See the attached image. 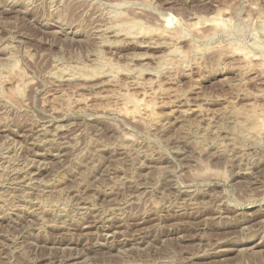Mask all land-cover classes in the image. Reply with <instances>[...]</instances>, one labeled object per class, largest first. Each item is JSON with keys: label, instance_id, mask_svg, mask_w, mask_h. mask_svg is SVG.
Masks as SVG:
<instances>
[{"label": "rangeland", "instance_id": "374dc122", "mask_svg": "<svg viewBox=\"0 0 264 264\" xmlns=\"http://www.w3.org/2000/svg\"><path fill=\"white\" fill-rule=\"evenodd\" d=\"M0 67V264H264V0H0Z\"/></svg>", "mask_w": 264, "mask_h": 264}, {"label": "bare ground", "instance_id": "6f19581e", "mask_svg": "<svg viewBox=\"0 0 264 264\" xmlns=\"http://www.w3.org/2000/svg\"><path fill=\"white\" fill-rule=\"evenodd\" d=\"M126 19V18H125ZM126 20H128V19H126ZM201 20V19H200ZM220 20L221 19H214L213 21H214V25L213 26H215L216 28L217 27H219V28H221L220 26H222V25H225V23L223 22V21H225V20H223V21H221L220 22ZM124 22L123 23H120V24H122V25H125V27H128V28H130L131 30H135L136 28H140L141 30H142V32H141V34L142 33H146V34H144V35H151V36H157L158 38L160 37V38H166L167 40H169L170 38H171V34H172V30H170L171 31V34H170V32L167 30V29H165L166 27H164V28H162V30L160 29V28H158V30L157 29H153V28H148V29H145L146 31H148V32H146L145 30H143L142 28L143 27H141V23L142 22H138V21H135V19L134 20H130V21H125V20H123ZM201 22H204V21H201ZM208 22V21H207ZM209 22H211V21H209ZM226 22V21H225ZM118 23V22H117ZM198 23V22H197ZM212 23V22H211ZM114 25V24H113ZM119 25V24H118ZM199 25V24H198ZM212 25V24H211ZM120 26V25H119ZM206 26V25H205ZM107 27V26H106ZM117 27V26H116ZM169 27V26H168ZM167 27V28H168ZM193 27V26H192ZM200 27V26H199ZM223 27V26H222ZM128 28L126 29L125 28V30H128ZM133 28H135V29H133ZM188 28V27H187ZM110 29V28H109ZM113 29V28H112ZM122 29H123V27H122ZM130 29H129V31H130ZM160 29V30H159ZM169 29V28H168ZM177 29V28H176ZM175 29V30H176ZM194 29V28H193ZM199 29V28H198ZM138 31H139V29H137ZM140 30V31H141ZM188 30V29H187ZM187 30H185V31H187ZM194 30H196V29H194ZM216 30H218V29H216ZM106 31V30H105ZM108 31V30H107ZM106 31V32H107ZM128 31V32H129ZM145 31V32H144ZM177 31V30H176ZM180 31H182V30H179V31H177V32H180ZM185 31H183L184 33H185ZM113 32H115V31H113ZM130 32H132V31H130ZM183 32L182 33H180L181 35L183 34ZM117 34V33H116ZM140 34V35H141ZM187 34V33H186ZM107 35V34H106ZM177 35H179V34H177ZM176 35V38H180V37H178ZM180 35V36H181ZM172 36H174V35H172ZM148 37V36H147ZM154 38V37H153ZM165 39V40H166ZM173 39V37L171 38V40ZM164 41V40H163ZM175 43V42H174ZM166 60H168V59H166ZM249 60V59H248ZM113 67V66H112ZM1 68V67H0ZM10 72V71H9ZM78 74V73H77ZM21 90H23V89H21ZM23 92V91H22ZM21 92V93H22ZM145 92V91H144ZM148 93V92H147ZM152 93V92H151ZM2 94V93H1ZM0 94V95H1ZM4 95V94H3ZM154 95H155V93H154ZM121 96V95H120ZM125 96V95H124ZM123 96V97H124ZM128 95H126L125 97H127ZM147 96V94H145V96H144V98L143 99H138V98H136V97H133V96H128L127 98H126V100H125V103L124 102H122V103H124V105L121 107V108H119L118 107V109L117 110H115L114 109V111L116 112V114H121V115H126V116H131V117H140V118H147L148 120H150V121H156V122H159L160 123V117L161 116H157L156 114H155V112H154V110L156 109V108H154V107H152V105H153V103H152V105H150L147 101H146V97ZM149 96L151 97V96H153L152 94H149ZM148 99V98H147ZM149 101V100H148ZM119 105H120V103H119ZM117 106V105H116ZM181 106V105H180ZM180 106H177V108H175L174 110H172V111H170V112H168V115H167V119L169 120V119H175V120H178V119H180V118H186V117H188L189 115H197V116H201L202 114H204V109H202V105L200 106V105H195V106H190L189 108H183V106L182 107H180ZM176 107V106H175ZM154 108V109H153ZM110 109V108H109ZM234 109V108H233ZM241 110H243V109H241ZM244 112H242V111H240L239 109H235V112L234 113H236V114H245L246 115V119L248 118V120H250L251 122H252V130L253 131H251L252 133L251 134H254V135H260L261 133H264V118L262 117V115L264 116V114H263V112L262 113H260L259 111H257L254 107L253 108H250V109H248V110H243ZM112 112V111H111ZM115 112H114V114H115ZM120 115V116H121ZM159 115V114H158ZM130 117V118H131ZM139 119V118H138ZM133 120H136V118H133ZM138 121V120H137ZM140 121V120H139ZM145 121H147V120H145ZM162 121V120H161ZM149 122V121H148ZM156 122H155V124H156ZM153 125V124H152ZM56 128V127H55ZM41 131H42V129H40ZM45 131H47L46 129H45ZM58 131V130H57ZM34 132V131H33ZM42 132H44V131H42ZM31 134V133H30ZM39 134V133H38ZM42 134H44V133H42ZM45 136V135H44ZM47 136V135H46ZM126 136V135H125ZM130 138V137H129ZM48 139V138H47ZM124 139V138H123ZM33 140V139H32ZM52 140H54L53 138H52ZM51 140V141H52ZM133 140V139H132ZM46 141V140H45ZM48 141V140H47ZM52 143V142H51ZM131 143V142H130ZM134 144V143H133ZM53 146V145H52ZM27 147H29V148H31L30 146H27ZM37 148V147H36ZM32 150V149H31ZM41 150V149H40ZM51 152V151H50ZM39 153V152H38ZM40 154V153H39ZM33 155V154H32ZM37 156H38V154H37ZM62 156V155H61ZM60 157V156H59ZM46 159V158H45ZM31 160V159H30ZM33 162H34V160H33ZM31 163V162H30ZM33 165V164H32ZM38 168V167H37ZM40 169V168H39ZM38 169V170H39ZM20 171V170H19ZM22 171V170H21ZM249 172V171H248ZM244 175V174H243ZM241 176V175H240ZM29 177V176H28ZM27 177V178H28ZM31 177V176H30ZM18 179V178H17ZM25 178H23V180H24ZM18 181V180H17ZM26 181V180H25ZM40 181V180H39ZM42 181V180H41ZM27 183V182H26ZM47 183V182H46ZM48 184V183H47ZM26 185V184H25ZM32 186V185H31ZM26 188V187H25ZM49 189H50V187H49ZM34 190V189H33ZM54 193V192H53ZM52 193V194H53ZM57 193V192H56ZM60 193H61V191H60ZM184 193V192H183ZM186 193V192H185ZM184 193V194H185ZM4 195V194H3ZM57 195V194H56ZM81 195V194H80ZM187 195V194H186ZM23 196V195H22ZM79 196V195H78ZM1 198V197H0ZM192 198V197H191ZM184 199V198H183ZM27 200V199H26ZM89 200V199H88ZM4 201H6V200H4ZM24 201V200H23ZM41 201V200H40ZM42 202V201H41ZM27 203V202H26ZM80 203V202H79ZM42 204V203H41ZM45 204V203H44ZM77 204V203H76ZM1 205V204H0ZM47 205H49V204H47ZM6 206V205H5ZM39 206V205H38ZM86 207V206H85ZM88 207V206H87ZM15 208V207H14ZM37 208V207H36ZM42 209V208H41ZM20 210V209H19ZM29 210H31V209H29ZM38 210V209H37ZM88 211V210H87ZM29 212V211H28ZM36 212V211H35ZM35 214V213H34ZM87 215H89V214H87ZM94 216V215H93ZM34 217V216H33ZM99 221V220H98ZM90 222V221H89ZM64 224V223H63ZM90 224V223H89ZM88 224V225H89ZM103 225V224H102ZM76 226V225H75ZM85 226H87V225H85ZM109 226V225H108ZM112 226H114V225H112ZM114 228H116L115 226H114ZM76 229V228H75ZM110 229H111V227H110ZM109 229V230H110ZM112 230V229H111ZM115 232V231H114ZM118 233H120V232H118ZM113 235V234H112ZM120 235V234H119ZM110 236V235H109ZM117 237V236H116ZM115 237V238H116ZM107 238V237H106ZM105 238V239H106ZM125 239V238H124ZM114 240V239H113ZM127 242V241H126ZM130 243V242H129ZM133 244V243H132ZM132 247V246H131ZM134 247V246H133Z\"/></svg>", "mask_w": 264, "mask_h": 264}]
</instances>
